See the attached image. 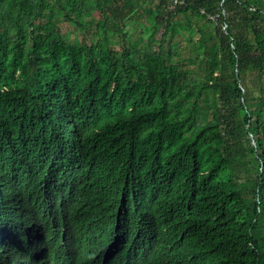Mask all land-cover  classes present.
Here are the masks:
<instances>
[{"label":"trees","instance_id":"trees-1","mask_svg":"<svg viewBox=\"0 0 264 264\" xmlns=\"http://www.w3.org/2000/svg\"><path fill=\"white\" fill-rule=\"evenodd\" d=\"M178 1L0 0V264H264V0ZM186 29L204 70L165 51ZM41 217L60 237L34 252Z\"/></svg>","mask_w":264,"mask_h":264},{"label":"rangeland","instance_id":"rangeland-1","mask_svg":"<svg viewBox=\"0 0 264 264\" xmlns=\"http://www.w3.org/2000/svg\"><path fill=\"white\" fill-rule=\"evenodd\" d=\"M55 1V0H52ZM160 3V0H140V5L136 7L137 12L141 10V8H147V7H152L156 8ZM102 18L101 12L99 10H94L92 13V17H88L84 19L86 22L92 21L94 25L87 29H81L78 27L75 23H69V22H62L59 24L58 28L61 33V35L71 44H75L76 42H81V43H87L89 45L95 44L99 37L96 36L95 33V24ZM147 19V15L145 14L143 18L137 20V22L132 23L129 19L126 22V27H123V32L122 34L120 33H110L111 40L113 41L109 47L116 52H120L122 48L125 46L127 41L129 43H135L137 40H139L141 37L144 38L143 44H145L148 40L147 36L145 33H143L142 27L139 26L140 23H145ZM150 20L154 19L153 16L149 17ZM115 21V18L112 17L111 23ZM184 15H179L175 19V24L176 23H184ZM122 26V24H121ZM164 30L162 29L157 36L155 37L156 39H159L161 37V34ZM125 34H128L126 38L123 36ZM200 38V35L198 34L197 30H190L186 29L185 31L178 33L176 36H169L166 41V46H165V51L168 50L170 47V43L178 42L177 47L175 50L178 49L179 53L181 54V57L179 60L181 62L187 60L185 62L187 69L190 70H199L202 67V70L205 69V64L201 65L199 61L194 59V57L198 54L194 49H192L193 43H196ZM191 40V41H190ZM159 44L153 43L152 44V49L154 51L158 50ZM202 58V57H201ZM184 63V62H183ZM247 86L249 89L252 91V93L255 96L260 95V90L257 85V81L251 80V78L248 79Z\"/></svg>","mask_w":264,"mask_h":264},{"label":"clouds","instance_id":"clouds-1","mask_svg":"<svg viewBox=\"0 0 264 264\" xmlns=\"http://www.w3.org/2000/svg\"><path fill=\"white\" fill-rule=\"evenodd\" d=\"M22 237L32 247L34 252H37L54 248L60 236L58 227L48 222L46 223L44 218L42 219L41 217L39 222L30 223V227L24 232ZM116 251L117 247L112 248L101 264H119L116 260ZM36 263H41V260L36 261Z\"/></svg>","mask_w":264,"mask_h":264},{"label":"built area","instance_id":"built-area-1","mask_svg":"<svg viewBox=\"0 0 264 264\" xmlns=\"http://www.w3.org/2000/svg\"><path fill=\"white\" fill-rule=\"evenodd\" d=\"M180 2L178 0H174V5L177 6Z\"/></svg>","mask_w":264,"mask_h":264},{"label":"bare ground","instance_id":"bare-ground-1","mask_svg":"<svg viewBox=\"0 0 264 264\" xmlns=\"http://www.w3.org/2000/svg\"><path fill=\"white\" fill-rule=\"evenodd\" d=\"M109 103V102H108ZM158 141V140H157Z\"/></svg>","mask_w":264,"mask_h":264}]
</instances>
